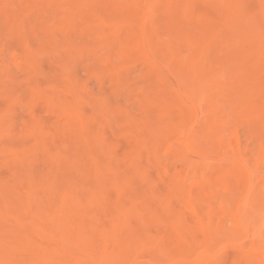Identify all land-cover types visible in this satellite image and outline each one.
Listing matches in <instances>:
<instances>
[{
	"label": "rangeland",
	"instance_id": "obj_1",
	"mask_svg": "<svg viewBox=\"0 0 264 264\" xmlns=\"http://www.w3.org/2000/svg\"><path fill=\"white\" fill-rule=\"evenodd\" d=\"M0 264H264V0H0Z\"/></svg>",
	"mask_w": 264,
	"mask_h": 264
}]
</instances>
